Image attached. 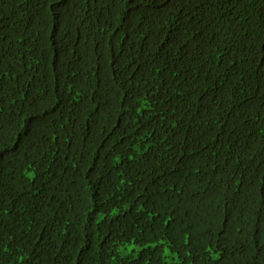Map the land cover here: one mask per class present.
I'll list each match as a JSON object with an SVG mask.
<instances>
[{
  "label": "trees",
  "instance_id": "trees-1",
  "mask_svg": "<svg viewBox=\"0 0 264 264\" xmlns=\"http://www.w3.org/2000/svg\"><path fill=\"white\" fill-rule=\"evenodd\" d=\"M0 264H264V0H0Z\"/></svg>",
  "mask_w": 264,
  "mask_h": 264
},
{
  "label": "clouds",
  "instance_id": "clouds-1",
  "mask_svg": "<svg viewBox=\"0 0 264 264\" xmlns=\"http://www.w3.org/2000/svg\"><path fill=\"white\" fill-rule=\"evenodd\" d=\"M96 2H101L103 7H115V6H125L131 10L139 9L142 7V0H95ZM263 127L261 120H255L251 123L250 131L255 133L257 130Z\"/></svg>",
  "mask_w": 264,
  "mask_h": 264
},
{
  "label": "rangeland",
  "instance_id": "rangeland-1",
  "mask_svg": "<svg viewBox=\"0 0 264 264\" xmlns=\"http://www.w3.org/2000/svg\"><path fill=\"white\" fill-rule=\"evenodd\" d=\"M137 250H140V248H136ZM166 254H169V249H166Z\"/></svg>",
  "mask_w": 264,
  "mask_h": 264
}]
</instances>
